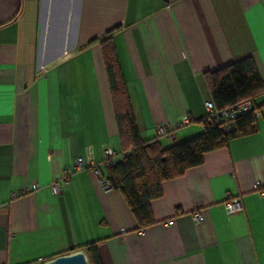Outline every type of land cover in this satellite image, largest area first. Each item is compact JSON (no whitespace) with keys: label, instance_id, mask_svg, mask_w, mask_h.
<instances>
[{"label":"crops","instance_id":"crops-1","mask_svg":"<svg viewBox=\"0 0 264 264\" xmlns=\"http://www.w3.org/2000/svg\"><path fill=\"white\" fill-rule=\"evenodd\" d=\"M113 28L145 141L166 148L202 132L205 72L251 57L264 82V0H0V264H43L88 244L100 264H264L253 188L264 189V107L251 131L161 184L144 230L103 187L102 152H120L98 44ZM183 115L192 122L177 128ZM75 157L100 177L77 172L53 194ZM227 198L243 212L226 216Z\"/></svg>","mask_w":264,"mask_h":264},{"label":"trees","instance_id":"trees-1","mask_svg":"<svg viewBox=\"0 0 264 264\" xmlns=\"http://www.w3.org/2000/svg\"><path fill=\"white\" fill-rule=\"evenodd\" d=\"M118 30L111 29L98 42L113 107L119 151L123 155L112 167L103 162L105 179L112 189L122 195L138 230H144L154 224L150 203L161 197V184L200 166L206 153L223 146L227 140L251 131L254 119L251 116L238 119L234 129L226 134L200 121L202 132L199 135L166 148L157 139L143 140L112 43V37ZM95 42L92 40L89 45ZM202 78L215 110H223L244 99H253L259 105L264 102L259 103L264 96V82L251 57H243L217 70L205 72ZM80 250L88 264H100L94 244L79 247L77 251Z\"/></svg>","mask_w":264,"mask_h":264},{"label":"built area","instance_id":"built-area-1","mask_svg":"<svg viewBox=\"0 0 264 264\" xmlns=\"http://www.w3.org/2000/svg\"><path fill=\"white\" fill-rule=\"evenodd\" d=\"M262 105L264 107V102ZM262 105H259L253 99H244L223 110H215L211 101H206L204 103L205 114L201 121L205 124L213 125L214 127L220 129L222 133L226 134L234 129L236 121L240 118L245 116H251L254 120L259 118L261 110L260 106ZM191 122L192 119L190 117L183 115L176 127L179 128L189 125ZM155 130L158 137H164L167 139L173 138V130L167 128L163 124H157L155 126ZM102 154L103 161L110 167L114 166L123 157L120 152H116L110 148H105ZM85 170L91 171L96 176L100 177L99 169L91 159L86 157H75L71 162L70 169L63 174L60 181L52 183L50 186L51 192L53 194H58L61 186L66 184L73 174ZM101 183L104 188L110 187L109 182L105 178H102ZM253 188L258 192L259 196L264 199V189L260 188L258 185H254ZM223 205L226 216H233L243 212V208L237 198H227ZM200 220L201 216L199 213L192 215V221L194 223H198ZM167 224L169 225L171 222H168Z\"/></svg>","mask_w":264,"mask_h":264},{"label":"water","instance_id":"water-1","mask_svg":"<svg viewBox=\"0 0 264 264\" xmlns=\"http://www.w3.org/2000/svg\"><path fill=\"white\" fill-rule=\"evenodd\" d=\"M43 264H88L82 251H76L66 255L57 256Z\"/></svg>","mask_w":264,"mask_h":264}]
</instances>
